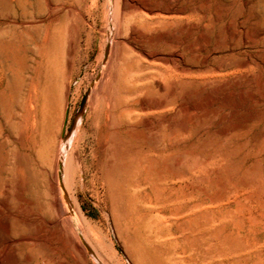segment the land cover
<instances>
[{
	"label": "rangeland",
	"instance_id": "374dc122",
	"mask_svg": "<svg viewBox=\"0 0 264 264\" xmlns=\"http://www.w3.org/2000/svg\"><path fill=\"white\" fill-rule=\"evenodd\" d=\"M4 1L0 0V31L9 23L5 15L14 17L16 13L8 14ZM8 1L13 2L15 10L19 1ZM194 1L198 5L207 4L205 11L211 20V33L203 51L199 48L204 41L199 32L190 35L186 29L182 34L186 42L198 49L184 50L191 70L182 72L176 104L166 91L164 115L167 119L171 117L176 106V135H170L168 126L156 134L139 132L144 128L143 120L155 118L154 114L139 115L134 120L135 134L127 138L122 131L117 137V152L108 155L122 156L120 163L109 165L107 159L111 157L99 154V166L109 172L105 186L99 180L96 182L100 196L93 188L84 187L83 182L75 191L92 227L90 238L85 237L86 242L92 244L93 233L99 234L116 254L112 258L99 246L109 264H264V0ZM104 2L99 0V5L102 7ZM87 17L88 24H92L88 13ZM101 26L99 18L95 27L97 36H101ZM143 31L154 32L145 28ZM15 34L20 35V31L12 30L5 40L11 39L15 45L14 40L17 43L19 40ZM85 34L83 31L72 78L68 79L71 90L66 105L59 117L55 115L46 124L58 134L64 122H67V136L74 130L83 110L80 112V105L85 97L88 98L89 83L87 80L80 83L82 75L93 72L94 81L103 67L96 61L99 53L96 45L87 48ZM29 41L31 44V37ZM13 45L16 48L17 44ZM208 50L215 51L209 66L194 67L195 55ZM120 57L125 81L122 92L126 101L133 104L135 112L145 113L142 98L154 99L163 92L151 83L163 69L153 65V59L131 45L122 50ZM1 59L0 54V66ZM213 73L223 77L206 81L189 91L198 83L196 76ZM42 79L45 82V75ZM222 84L226 85L225 90L220 91L221 99L207 103L209 96ZM226 96L235 100V104ZM180 118L182 121L178 124ZM38 138L41 140L40 136ZM4 151H0L1 166L5 163ZM65 152H59L57 160L51 150L43 162L56 176L58 186L64 183ZM91 178L92 173H89L84 182L87 184ZM44 183L47 194L38 196L43 204L54 195L51 175L44 178ZM23 210L21 214L26 215L27 210ZM49 210L54 212L53 208ZM69 213L73 216L71 212L68 216ZM186 215L189 216L186 218ZM32 216L40 222L37 214ZM183 216L185 218H178ZM38 225L40 229L42 225L39 234L45 236V226ZM0 228L2 235V223ZM35 230L39 229L27 228L28 233ZM47 233L44 240L47 243L40 240L30 246L41 264L48 263L51 251H58L61 261L80 264L69 253L71 242L64 245L58 232ZM94 259L90 256L89 264H99ZM24 261L25 257L11 264H24Z\"/></svg>",
	"mask_w": 264,
	"mask_h": 264
},
{
	"label": "bare ground",
	"instance_id": "6f19581e",
	"mask_svg": "<svg viewBox=\"0 0 264 264\" xmlns=\"http://www.w3.org/2000/svg\"><path fill=\"white\" fill-rule=\"evenodd\" d=\"M18 1L15 10L13 2L4 1L7 13H16L14 17L5 15L9 23L0 31V151H6L5 163L0 165V222L4 229L0 235V264L17 263L23 257L24 264H41L30 246L36 241L44 242L47 231L58 232L64 245L71 242L73 246L69 253L80 264H89L90 256L97 259L99 264H109L104 259L107 258L106 254L112 258L116 254L99 234L93 233L92 244L86 242L85 237H89L92 227L75 196L76 188L83 182L84 187L93 188L94 193L100 196L96 182L99 180L105 186L109 172L99 166V154L106 157L115 155L118 135L124 132L127 138H131L135 134L134 120L139 115H155V118L148 117L142 121L144 128L139 132L156 134L168 126L170 135H176V106L171 117L167 119L164 115L166 91L176 104L182 72L191 70L184 50L198 49L182 38L185 30L190 35L196 31L200 33L204 40L199 46L201 51L205 49L204 45L209 44L211 20L205 11L207 4L198 5L194 0H105L101 7L99 0ZM87 13L93 20L90 25ZM99 18L102 23L99 29L101 36L95 34ZM143 28L154 32L147 33ZM14 29L20 31V35L15 34L19 37H16L18 43L14 40L15 45L11 39L5 40ZM83 31L86 32L87 48L93 44L98 48L96 61L98 64L101 62L103 67L94 81L91 78L93 72L82 75L80 83L87 80L90 87L87 104L74 130L67 136V122H64L59 134L56 129L49 130L46 124L55 115L60 116L69 97L71 87L68 79L72 78L74 59L81 48ZM29 37L32 38L31 44ZM127 45L138 48L143 55L153 59V65L163 69L151 81L158 91L163 92L154 99L147 96L142 98L141 105L145 110L142 114L134 111L133 104L126 101L127 97L122 92L125 81L121 75L123 64H120V54ZM213 52L208 50L196 54L194 67H208ZM44 75L45 82L42 79ZM222 77L214 73L198 75L197 85L189 91L206 81ZM226 84L213 89L214 93L209 96L207 103L219 101L220 91L225 90ZM80 86L76 88L79 90ZM226 98L235 104V100L228 96ZM182 118L178 124H181ZM124 141L129 143L128 140ZM51 150L57 160L59 152L66 150L62 186H58L56 176L43 164ZM121 160L122 156L107 159L109 165L120 163ZM100 171L103 175H100ZM89 173H92V178L86 184L84 180ZM47 175H51L54 195L48 203L43 204L38 196L40 193L44 196L47 194L44 183ZM47 208H53L54 212ZM23 209L27 210L26 215L21 214L25 211ZM68 212L73 216L70 213L72 217L68 216ZM33 214L39 216L40 222L33 219ZM178 218L183 219L185 216ZM38 224L45 226V236L39 234L42 225L40 229ZM31 227L39 229L38 232L28 233L27 228ZM99 246L106 254L99 251ZM48 255L47 264H68L59 259L58 251H51Z\"/></svg>",
	"mask_w": 264,
	"mask_h": 264
},
{
	"label": "water",
	"instance_id": "95a60500",
	"mask_svg": "<svg viewBox=\"0 0 264 264\" xmlns=\"http://www.w3.org/2000/svg\"><path fill=\"white\" fill-rule=\"evenodd\" d=\"M86 100H87V98L85 97L84 100L82 101L81 105H80V112L84 108Z\"/></svg>",
	"mask_w": 264,
	"mask_h": 264
}]
</instances>
